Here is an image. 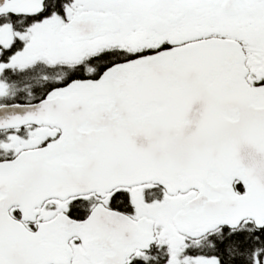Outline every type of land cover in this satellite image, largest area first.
Here are the masks:
<instances>
[{
  "label": "snow or ice",
  "instance_id": "obj_1",
  "mask_svg": "<svg viewBox=\"0 0 264 264\" xmlns=\"http://www.w3.org/2000/svg\"><path fill=\"white\" fill-rule=\"evenodd\" d=\"M0 264H264V0H0Z\"/></svg>",
  "mask_w": 264,
  "mask_h": 264
}]
</instances>
